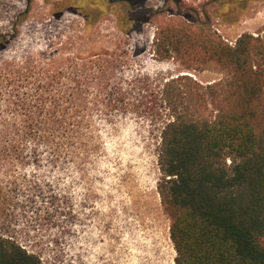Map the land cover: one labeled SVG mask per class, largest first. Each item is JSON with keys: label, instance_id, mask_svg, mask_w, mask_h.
I'll return each mask as SVG.
<instances>
[{"label": "trees", "instance_id": "1", "mask_svg": "<svg viewBox=\"0 0 264 264\" xmlns=\"http://www.w3.org/2000/svg\"><path fill=\"white\" fill-rule=\"evenodd\" d=\"M121 12L129 34L166 14H150L136 25ZM182 18L189 25L182 23L180 31L164 25L158 54L199 47L197 61L217 64L226 78L203 84L181 74L160 92L168 120L160 133L158 193L171 221L175 264H264V36L244 34L229 45L212 36L210 26ZM8 44L0 36V46ZM102 61L25 57L0 63V219L9 228L0 233V264H44L11 231V221L18 208L33 225L43 214L50 218V209L36 208L50 185L19 172L87 167L98 155L91 114L117 110L106 92L119 78L110 73L111 62ZM51 194L49 205L56 207L58 195ZM56 208L57 217L65 216L66 209Z\"/></svg>", "mask_w": 264, "mask_h": 264}, {"label": "rangeland", "instance_id": "2", "mask_svg": "<svg viewBox=\"0 0 264 264\" xmlns=\"http://www.w3.org/2000/svg\"><path fill=\"white\" fill-rule=\"evenodd\" d=\"M130 1L134 7L141 5L139 0ZM180 1L181 12L171 3L174 16L166 11L142 32L129 34L126 22L119 19L123 7L110 0H0V36L9 43L5 49L0 46V63L25 57L102 56L101 63L109 60L110 73L119 77L106 92L113 94L117 110L111 116L102 108L91 114L101 150L87 167H30L19 172L32 183L50 185V190L42 188L47 192L43 199L38 195L36 205L50 209V218L43 214L33 225L18 208L11 221V231L44 264H175L171 221L158 193L160 133L168 120L160 92L165 82L181 74L203 84L226 78L217 64L197 61L202 54L199 47L158 54L156 40L162 39L164 25L180 31L182 23L188 24L183 13L197 18L189 10L204 22L203 6L214 0ZM166 3L148 0L146 7L155 10ZM206 14L210 34L226 44L235 45L244 34L264 36V0H223L207 8ZM91 91L94 103V87ZM53 192L58 195L55 205L66 209L65 216L57 217V208L49 205ZM3 219L0 233L9 230Z\"/></svg>", "mask_w": 264, "mask_h": 264}, {"label": "flooded vegetation", "instance_id": "3", "mask_svg": "<svg viewBox=\"0 0 264 264\" xmlns=\"http://www.w3.org/2000/svg\"><path fill=\"white\" fill-rule=\"evenodd\" d=\"M139 1L141 2V5H139L137 7H134L130 0H110V3H111V5H114V6L120 5L121 7H123V11L126 13V15H125L126 18L130 19L133 22H136V25H139L143 21L147 20L148 16L150 14H156V13L168 11L170 16H174L172 13L173 9H171L169 7L171 3L176 7L177 11L181 12L180 10H181V6H182V2L180 0H167V3L162 8L155 9V10L151 9L149 7H146V2L148 0H139ZM221 1H223V0L209 1L208 3H206L203 6L202 12H204V16L206 17L204 22L201 21L202 19L200 18V15H198L194 10H189V11L194 12L196 14V16H197L196 19H194V17H192V15H190V14L183 13L182 15L185 17H189L192 22H200V23L204 24L205 26H212L210 18L207 17V14H206L207 8L212 6L214 3L216 4L217 2H221ZM226 1H229V0H226ZM230 1H235V0H230ZM236 1L246 2V0H236ZM127 7H130V10L126 9ZM130 13H135L139 17H137V15H132ZM142 13H144V14H142ZM195 14H193V16H195Z\"/></svg>", "mask_w": 264, "mask_h": 264}]
</instances>
